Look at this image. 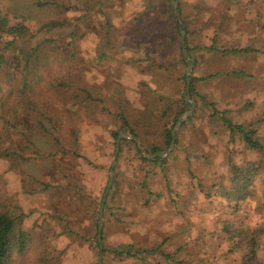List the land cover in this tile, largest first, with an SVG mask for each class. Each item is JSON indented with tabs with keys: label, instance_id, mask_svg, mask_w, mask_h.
I'll list each match as a JSON object with an SVG mask.
<instances>
[{
	"label": "rangeland",
	"instance_id": "374dc122",
	"mask_svg": "<svg viewBox=\"0 0 264 264\" xmlns=\"http://www.w3.org/2000/svg\"><path fill=\"white\" fill-rule=\"evenodd\" d=\"M168 1L0 0V17L26 27L21 47L36 52L22 69L0 46V196L29 237L13 264H97L120 136L101 264H247L223 240L230 215L216 192L230 165L264 162L222 122L255 131L264 148V0H175L190 102ZM255 179L237 218L264 230V169ZM158 212L174 214L169 231L148 223ZM258 240L250 264H264Z\"/></svg>",
	"mask_w": 264,
	"mask_h": 264
},
{
	"label": "trees",
	"instance_id": "16d2710c",
	"mask_svg": "<svg viewBox=\"0 0 264 264\" xmlns=\"http://www.w3.org/2000/svg\"><path fill=\"white\" fill-rule=\"evenodd\" d=\"M166 1L169 2L168 0ZM168 8L171 10L169 5ZM174 27L176 31H179L177 23L174 24ZM27 34L28 30L26 27L11 26L6 18L0 17V46L9 51L13 49L16 53L15 61L21 64L22 69L29 66L32 55L36 54V52H31V55V53H28L21 47L22 40ZM3 64L4 57L0 53V66ZM233 75L241 74L234 73ZM75 97L73 96V98ZM13 112L16 113L17 111L13 110ZM2 119L9 123L10 120H13V114L5 116ZM121 120L125 126H128L122 116ZM46 121L48 120L46 119ZM222 122L227 128V132L231 136L234 134L239 135L249 150L264 152L263 146L253 138L255 131L246 130L241 125H234L227 119H222ZM40 126L43 128L42 124ZM170 132L171 130L169 129H164V132H162L167 145L171 142ZM262 169H264V162L258 165L250 164L243 169L230 165L228 184L220 185L216 192L217 196L225 202L228 214L230 215V217L221 220L219 223L223 240L227 243L228 249L240 253L247 264L255 261L260 244L258 239L263 236L264 230L261 226L251 227L247 225L244 220L238 219L237 216L240 213L242 203L254 196L253 185L256 180L255 176ZM28 243L29 237L18 227L12 204L9 200L0 196V264H13V256L22 257ZM94 245L98 249L96 239L94 240ZM115 253L117 255L129 256L128 251ZM36 264L45 263L43 260H39Z\"/></svg>",
	"mask_w": 264,
	"mask_h": 264
},
{
	"label": "water",
	"instance_id": "95a60500",
	"mask_svg": "<svg viewBox=\"0 0 264 264\" xmlns=\"http://www.w3.org/2000/svg\"><path fill=\"white\" fill-rule=\"evenodd\" d=\"M171 4L174 8L173 11H175V15L176 17L178 18V22H179V26H180V35H181V44H182V55L184 56V58H186L187 60L190 61V66H189V69L187 70L188 72L186 73V76H185V84H186V88H185V93L187 95L186 97V101L187 102H190L189 101V97H188V94H189V89H190V80H189V77H190V70L192 68V65H193V60L191 58H189L185 52V43H184V29H183V25L181 24L180 20H179V14H178V11L177 10V7L175 5V0H171ZM192 105V104H191ZM183 121V118L182 119H179L177 123H180ZM124 136H127L126 134ZM120 137H118L117 141H116V146H115V154H114V161H113V164L111 165V168H110V177H109V180H108V184L105 188V191H104V194L102 196V199H101V202H100V206H99V224H98V228H97V245H98V250H99V254H98V259H97V264H101V260H102V243H101V229H102V211H103V208H104V203H105V200H106V195L110 189V186L112 184V181H113V168H114V164H115V159L117 157V153H118V150H119V141H120ZM173 145V135H172V141H171V144H170V148L172 147ZM144 155H146L145 152H143ZM159 157V158H162V154L161 153H158L156 155H154V157Z\"/></svg>",
	"mask_w": 264,
	"mask_h": 264
},
{
	"label": "crops",
	"instance_id": "0c3cea01",
	"mask_svg": "<svg viewBox=\"0 0 264 264\" xmlns=\"http://www.w3.org/2000/svg\"><path fill=\"white\" fill-rule=\"evenodd\" d=\"M165 215H163L164 217H162V215H161L160 212H158L157 215L151 213V214H149L150 219H149L148 223L149 224H161L163 226V224L164 225L167 224L166 222H169L168 224H170L171 223V220L173 218H175L174 217V214H172L170 212L168 213V215L167 214H165ZM144 229L147 232V230L151 229V227L147 226ZM163 229H165L164 231H166V230L169 231L171 228L170 227L163 226ZM160 231L162 232V228H161ZM143 240H144V243H147L150 239H148L147 237H143ZM130 243H132L131 240L128 242V244H130ZM125 257L130 258L131 256H125Z\"/></svg>",
	"mask_w": 264,
	"mask_h": 264
}]
</instances>
